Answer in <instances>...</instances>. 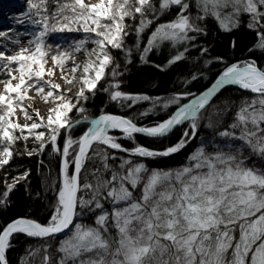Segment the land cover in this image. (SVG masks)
<instances>
[{
  "label": "snow or ice",
  "instance_id": "snow-or-ice-1",
  "mask_svg": "<svg viewBox=\"0 0 264 264\" xmlns=\"http://www.w3.org/2000/svg\"><path fill=\"white\" fill-rule=\"evenodd\" d=\"M27 3L32 23L39 29L29 41L34 49L22 48L17 54L7 56L0 52V61L8 62L0 65V70H6L10 77L6 83L0 81L4 83V93H0V106H3L0 108V141L6 142L0 150V167L9 163L13 154L10 147L20 138L13 135V130L23 132L27 128L31 133L45 126L38 110L35 115L41 122H33L30 126L22 127L9 119L15 112L10 94L14 93L20 102L28 90H33L46 103L54 96L63 101L49 109L48 135L36 133L35 140L39 145L33 150L39 154L51 144L53 152L62 155V182L46 224L18 218L3 227L0 231V264H8L6 250L11 247L10 239L21 233L40 239L63 234L56 249L60 255L55 264H264V166L248 163L252 157L264 161V69L255 61L227 66L211 87L190 100L188 98L193 94L188 92L163 102L164 109L173 104L178 107L166 120L153 126H138L131 118L103 113L91 120V126L78 140L69 136L62 151L57 145L61 129L67 130L73 123L88 120L83 115L84 107L77 105L89 98L86 92L94 94L105 70L114 65L109 46L111 49L125 48L126 18L136 19L139 14V34L152 25L149 15L155 18L157 14L176 9V18L155 27L140 55L147 63L148 53L167 45L176 49L168 60L172 65L186 59L187 44L195 39L189 34H204L197 21L208 17L219 21L225 31H231L240 26L242 15H248L247 27L257 35L255 48L264 50V0H195L197 14L194 17L189 11L188 0H159L158 7L157 0H98L92 5L85 4L84 0H64L55 13L49 12V0H27ZM0 6L8 5L0 0ZM80 28L85 33H94L96 39L92 43L96 48L89 52V57L94 59L90 58L82 67L80 81L83 87L73 103L65 94L59 93L60 85L44 80L46 74L54 75L52 69H45L46 57L52 52L46 37L54 32H72ZM6 35L0 32V37ZM87 42L80 41L72 51L57 49L50 59L63 72L64 61L71 58L73 52H80ZM181 46L183 50H180ZM127 51L130 55L131 50ZM206 51L201 50L202 53ZM14 63L18 65L15 70L18 76L12 74ZM80 68V65L71 68L73 79L61 78L68 84L74 83L75 73ZM111 75L115 77L118 73L113 69ZM13 79L19 82L13 85ZM192 79L197 77L193 75ZM230 85L251 92L254 98L241 104L233 123L217 133L222 143L203 141L188 157L189 163L176 170H150L136 159L166 157L185 148L196 137L201 114L210 106L211 100ZM109 87L112 89L110 99L130 101L127 107L151 99L146 95L122 92L118 82ZM181 100L188 102L180 104ZM18 106L26 119H32L22 103ZM73 108L81 114V120H70L68 114ZM186 123L188 128L181 139L163 151L139 144L129 149L119 142V137L110 134V130H118L124 139L134 143L135 134L162 140ZM96 145L102 146L99 151L94 148ZM206 146L211 147V151L206 150ZM108 150L126 153L127 157H118ZM90 154L96 156L103 167L94 169L90 173L91 179L82 182ZM109 160L120 162L113 165ZM70 165L74 166L71 173ZM26 177L27 173L16 178L15 183ZM15 183L2 194L4 198ZM137 189L139 196L135 195ZM3 202L0 199V203ZM85 211L94 215L93 224H85L80 219ZM47 251L48 246L45 247ZM45 264H53L48 255Z\"/></svg>",
  "mask_w": 264,
  "mask_h": 264
},
{
  "label": "trees",
  "instance_id": "trees-1",
  "mask_svg": "<svg viewBox=\"0 0 264 264\" xmlns=\"http://www.w3.org/2000/svg\"><path fill=\"white\" fill-rule=\"evenodd\" d=\"M64 0H49L48 9L50 13H55L60 3ZM157 0V7H158ZM190 13L194 16L197 10L190 3ZM27 18L32 22L33 17L30 15L29 8L25 10ZM174 13V15H173ZM168 21L176 17V9L170 10ZM140 21L139 14L136 19H126L128 35L124 37V49H111L110 55L114 59V65L109 66L105 71L103 79L97 84V88L93 93L86 92L89 97L86 101H81L80 105L85 109L88 117L87 121L96 119L103 113L119 115L133 119L138 126H153L163 120H166L175 112L178 105H171L169 108L162 107L163 102L168 101L176 94L192 93L198 95L207 89L225 70L227 66L232 64H241L246 61H255L256 65L264 69V50L255 48L257 43L256 32L247 27L249 18L245 15L240 17V26L233 28L231 31H225L219 22L213 17H208L203 21H197L204 34L190 33L195 39L188 42L189 51L186 53V59L176 64L169 65L168 60L174 54L176 49L167 45L162 48L154 49L147 54V63L140 59L143 48L146 46V33L141 37L137 33V21ZM148 19H153L152 15ZM76 26V25H75ZM55 33V32H54ZM77 34L76 32H73ZM91 33L87 37L84 50L90 51L96 45L90 44L95 37ZM86 38V37H85ZM81 41L82 37L77 38ZM54 54L53 45H50ZM131 50L128 54L127 50ZM207 49L206 52H201ZM250 49H252L250 51ZM180 50H183L181 46ZM130 61V62H129ZM118 65V67H115ZM159 65L160 67H157ZM66 68V65H63ZM113 69L118 73L117 76L111 75ZM195 75L197 79L193 80ZM8 73L0 70V81L8 80ZM119 83L122 92L129 95H146L151 99L135 103L132 107H127L130 101L116 102L110 99V84ZM193 97V96H192ZM192 97H189L190 100ZM254 94L243 91L233 86H227L222 89L210 103V106L201 114L198 121L196 137L179 152L169 156H159L155 158H136L150 169L165 170L179 169L189 163L188 157L201 146L203 141L211 140L222 143L217 133L224 131L233 123L236 112L241 104L245 101H251ZM188 100H181L180 104L187 103ZM147 112L148 115L142 116L141 113ZM73 113L69 114V118H74ZM188 128L187 123L175 129L168 137L162 140H154L135 134V143L123 138L120 132L113 133L119 137V142L126 148H133L136 144L148 147L152 150L163 151L170 146L175 145L183 136V132ZM87 130L84 126L79 128L75 133V139ZM190 131V129H189ZM45 132L46 130H40ZM20 137L10 147L12 157L9 163L0 167V231L8 223L17 218H28L34 221L46 224L53 212L56 204L57 192L61 186L62 174L61 163L62 157L53 152L50 146H46L43 152L39 154L33 152L38 148L39 142L34 139L24 140L22 134L15 135ZM239 143V142H237ZM6 146V142L0 141V150ZM102 146L96 145L94 148L99 151ZM206 150L211 151V147L206 146ZM118 157H127L126 153L117 150H108ZM29 152H33L29 155ZM109 164L117 165L119 160L108 161ZM255 162L257 167L264 166V161L252 157L248 163ZM102 162L96 156L90 154V158L85 164L81 180L91 179L90 173L97 168L102 169ZM73 171L70 165L69 172ZM15 183L16 178L24 177ZM110 175V173H104ZM15 183V186L4 198L2 194L8 189L9 185ZM135 195H140L137 189ZM85 224L94 223V215L84 212L80 217ZM61 236L51 239H40L29 237L25 234H14L10 239L11 247L6 250V259L8 264H45V256L52 258L53 264L59 258L56 251L59 246ZM48 251L45 252V247Z\"/></svg>",
  "mask_w": 264,
  "mask_h": 264
},
{
  "label": "rangeland",
  "instance_id": "rangeland-1",
  "mask_svg": "<svg viewBox=\"0 0 264 264\" xmlns=\"http://www.w3.org/2000/svg\"><path fill=\"white\" fill-rule=\"evenodd\" d=\"M98 0H84L85 4L92 5L96 4ZM159 2V0H158ZM189 4L193 3V7L196 9L195 6V0H188ZM4 5L8 6H0V32H5L7 35L4 37H0V52H3L6 56L7 55H15L17 54L20 49L22 48H29L30 50L34 49V45L30 44L29 41L34 39V34L39 30L36 25H34L26 16L25 10L28 8L27 0H3ZM175 11V8H173V12ZM197 14V12H196ZM195 14V15H196ZM174 15V13H173ZM194 15V16H195ZM193 16V17H194ZM167 17L171 18L170 11L167 13H161L157 14L155 18H153V23L150 27L146 28L147 34L145 36L146 42L148 38L151 35V32L155 29V27L160 23H166L169 22ZM246 18H249L248 15H245ZM176 17H173L174 20ZM133 20L131 18H126ZM125 19V21H126ZM215 19V18H214ZM172 21V20H171ZM219 22V21H218ZM137 28L139 27V19L137 21ZM73 27H78L77 25H72ZM137 31V30H136ZM73 32H76L77 34H74ZM146 33V31L139 33V37L141 35L143 36ZM91 33H85L82 28H80L77 31H64V32H55L51 33L48 37H46V44L47 45H53V52L56 53L57 49L60 51L68 50L72 51L76 45L80 42L77 38L82 37L81 41L86 40L87 37H89ZM94 36V35H93ZM86 37V38H85ZM96 39V37H93V40ZM90 44H93L92 41H90ZM147 45V44H146ZM86 45H83V49L80 52H73L72 57L64 61L63 65H66V68H64V71L61 72L60 66H55L53 62L49 57H46L47 64H45V69H52L54 72V75H45L44 80H50L52 83L60 85L59 93L65 94L66 99H71L73 103L76 102V97L79 92V90L83 87L82 82L80 81V76L82 73V67L83 65L90 59H94V57H89V52L84 50V47ZM96 48V47H94ZM93 48V49H94ZM7 60L0 61V65L7 64ZM242 62L241 64H243ZM74 65H80V70L75 73V81L72 84L66 83L67 80L73 79V73L71 72V68ZM18 67L17 64H12L11 68L13 69L12 74L15 76H18V72H16V68ZM35 67V66H34ZM6 71V70H5ZM65 77L66 79H62L61 77ZM9 77V76H8ZM10 79V77H9ZM8 79V80H9ZM27 79V78H26ZM8 80L3 81L6 83ZM19 81L16 79L11 80V83L15 85ZM4 83H0V93H4ZM31 83V81H29ZM48 88H45V94L47 93ZM112 89L109 90V94L111 93ZM7 95V94H6ZM13 96V105L15 108V112L12 116L9 117L12 123H18L22 127L25 125L30 126L33 122H41L39 118L35 115L36 111H39V114L41 117H43V124L44 127H41L39 129L33 130L31 133H29L27 128H24V131L21 132L20 129L13 130V135H19L22 134V137H27V139H34L35 141V134L39 133L40 130H46V136L48 135V128L47 126V118L49 116V109L56 108L57 105L60 103H63V101H60L54 97H50L49 101L46 103L42 97L37 94L33 90H28L26 94H24L25 98L18 102L16 99V95L14 93L10 94ZM18 103H22L25 108L27 109L29 115L32 116V119H26L24 116V112L21 110V108L18 106ZM3 106H0L2 108ZM77 107H79L77 105ZM37 108V109H36ZM73 113L74 118H70L71 121L75 122L76 120H81L82 116L77 111L76 108H73V110L70 112ZM69 113V114H70ZM2 114V113H0ZM68 114V116H69ZM90 121H84L81 124H75L73 123V126L70 129H61L60 135L57 140V145L62 151L63 145L65 143V140L71 136L73 140L75 139L74 133L79 129L86 126L87 128L90 126ZM113 135V133H111ZM26 140V139H24ZM50 148H52L51 144H48ZM58 153V152H57ZM61 157L62 155L58 153ZM72 157H69V161L71 162ZM63 162V157H62ZM73 168V166H72ZM61 169H62V163H61ZM171 169H165L164 171H169ZM175 170V169H174Z\"/></svg>",
  "mask_w": 264,
  "mask_h": 264
},
{
  "label": "water",
  "instance_id": "water-1",
  "mask_svg": "<svg viewBox=\"0 0 264 264\" xmlns=\"http://www.w3.org/2000/svg\"><path fill=\"white\" fill-rule=\"evenodd\" d=\"M218 78H219V77H218ZM218 78H217V79H218ZM214 82H215V81H214ZM214 82H213V83H214ZM213 83H212V84H213ZM212 84H211V85H212ZM211 85H210L209 87H211ZM230 86H233V87H236V88L241 89V88H240L239 86H237V85H230ZM209 87H208V88H209ZM226 87H227V86H226ZM208 88H207V89H208ZM207 89H205L203 92H205ZM241 90H243V89H241ZM243 91H246V90H243ZM203 92H201L200 94H202ZM246 92L251 93V92H249V91H246ZM200 94H198V95H200ZM194 96H195V95H193V97H194ZM193 97H192V98H193ZM192 98H191V99H192ZM214 98H215V97H214ZM214 98H213V99H214ZM213 99L211 100V102L213 101ZM177 128H178V127H177ZM177 128H176V129H177ZM116 132H119V131H118V130H110V134H111V133H116ZM138 135L143 136V137H146V136L143 135V134H138ZM146 138H149V137H146ZM73 169H74V166H73ZM17 219H18V218H17ZM27 219H28V218H27ZM15 220H16V219H15ZM13 221H14V220H13ZM13 221H12V222H13ZM1 231H2V230H1ZM62 235H63V234H61V236H62Z\"/></svg>",
  "mask_w": 264,
  "mask_h": 264
},
{
  "label": "bare ground",
  "instance_id": "bare-ground-1",
  "mask_svg": "<svg viewBox=\"0 0 264 264\" xmlns=\"http://www.w3.org/2000/svg\"><path fill=\"white\" fill-rule=\"evenodd\" d=\"M37 109V108H36Z\"/></svg>",
  "mask_w": 264,
  "mask_h": 264
}]
</instances>
